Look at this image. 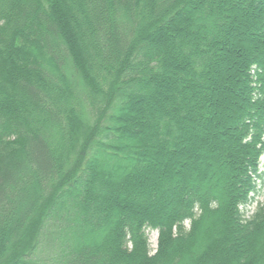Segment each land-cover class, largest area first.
Returning <instances> with one entry per match:
<instances>
[{"label":"trees","instance_id":"trees-1","mask_svg":"<svg viewBox=\"0 0 264 264\" xmlns=\"http://www.w3.org/2000/svg\"><path fill=\"white\" fill-rule=\"evenodd\" d=\"M262 157L264 0H0V264H264Z\"/></svg>","mask_w":264,"mask_h":264},{"label":"rangeland","instance_id":"rangeland-1","mask_svg":"<svg viewBox=\"0 0 264 264\" xmlns=\"http://www.w3.org/2000/svg\"><path fill=\"white\" fill-rule=\"evenodd\" d=\"M261 164L264 162V158L262 157L260 159ZM261 170H264L263 167L260 168ZM258 193L254 195L253 200L251 201V203L248 206H245L242 208L243 212H244V218H247L248 216H250L255 209L257 208V206L259 205V203L264 201V178L261 182H259L258 184ZM188 222H185V225L188 226ZM147 236H148V241H149V247L151 249V252H153V250L156 247V239H157V230H152V229H147L146 230Z\"/></svg>","mask_w":264,"mask_h":264}]
</instances>
